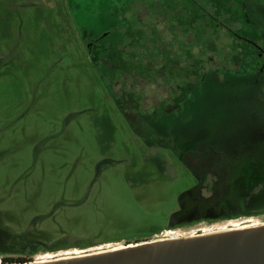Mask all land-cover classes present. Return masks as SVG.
Returning <instances> with one entry per match:
<instances>
[{
  "label": "rangeland",
  "instance_id": "obj_1",
  "mask_svg": "<svg viewBox=\"0 0 264 264\" xmlns=\"http://www.w3.org/2000/svg\"><path fill=\"white\" fill-rule=\"evenodd\" d=\"M76 1L93 15L97 8L104 14L111 2L117 11L128 0ZM246 1L264 20V0ZM69 2L0 0V250L4 255L29 256L34 261L48 254L71 255L65 251L77 249L115 248L139 238L177 236L199 226L216 231L234 224L264 223L262 208L229 220L165 226L145 237L166 224L179 193L193 184L194 176L172 160L168 149L147 144L128 125L89 60ZM80 20L91 21L87 16ZM221 20L228 19L223 15ZM213 55L217 60L209 52V63ZM147 83L143 85L152 100L160 87ZM216 95L206 91L192 102L199 121L220 105ZM220 136L218 129L215 142L224 149L229 176L248 177L252 168L264 169V140H237L238 130L234 140ZM98 168L106 170L105 176L94 181ZM131 169H176V173L152 190H132L121 176L122 170ZM5 233L41 243L21 247Z\"/></svg>",
  "mask_w": 264,
  "mask_h": 264
},
{
  "label": "flooded vegetation",
  "instance_id": "obj_2",
  "mask_svg": "<svg viewBox=\"0 0 264 264\" xmlns=\"http://www.w3.org/2000/svg\"><path fill=\"white\" fill-rule=\"evenodd\" d=\"M69 1L89 60L128 125L147 144L168 149L172 160L194 176L193 184L179 193L166 224L145 237L165 226L229 220L264 208L256 201L264 191L256 183L264 182V169L256 166L248 177L229 176L224 149L215 142L218 129L222 140H234L237 130V140H264V20L251 11L250 3L128 0L117 11L111 2L104 14L97 8L91 15L80 2ZM223 15L227 22L221 20ZM81 16L91 21L85 23ZM209 52L217 60L213 55L209 63ZM143 83L160 87L152 100ZM206 91L217 92L220 105L199 121L193 103ZM105 172L96 169L94 181ZM175 173L131 169L122 170L121 176L132 190H152ZM202 230L199 226L193 232Z\"/></svg>",
  "mask_w": 264,
  "mask_h": 264
},
{
  "label": "water",
  "instance_id": "obj_3",
  "mask_svg": "<svg viewBox=\"0 0 264 264\" xmlns=\"http://www.w3.org/2000/svg\"><path fill=\"white\" fill-rule=\"evenodd\" d=\"M11 264H264V223Z\"/></svg>",
  "mask_w": 264,
  "mask_h": 264
},
{
  "label": "trees",
  "instance_id": "obj_4",
  "mask_svg": "<svg viewBox=\"0 0 264 264\" xmlns=\"http://www.w3.org/2000/svg\"><path fill=\"white\" fill-rule=\"evenodd\" d=\"M256 183H258L260 185V187H261L262 190L264 189V187H263L264 182L262 180L256 179ZM258 196L259 195L257 194L256 198ZM0 235H2V234H0ZM5 236H9L11 239H15V240L19 241L21 247L23 246V247H26V248L29 247V246L34 245L35 243H41L38 240H24V239H22V235H20V234H18L16 237H13L10 233H9V235L7 233H5ZM137 241H139V240H137ZM28 243H29V245H28ZM83 245H86V244H83ZM42 247H45V246L42 245ZM32 252H34V251H32ZM0 258H1V262L3 264H11V263H15V262H26V261L32 260V258H30L29 256H17V257H14V256H6V255H4V252L1 251V250H0Z\"/></svg>",
  "mask_w": 264,
  "mask_h": 264
},
{
  "label": "bare ground",
  "instance_id": "obj_5",
  "mask_svg": "<svg viewBox=\"0 0 264 264\" xmlns=\"http://www.w3.org/2000/svg\"><path fill=\"white\" fill-rule=\"evenodd\" d=\"M249 224H243V225H241V224H234L233 226H229V227H225V226H223V227H221V228H219V230H224V229H228V228H234V227H242V226H248ZM251 225H253V224H251ZM217 231V230H216ZM204 232H212V231H210V230H204ZM195 234V233H194ZM165 238V237H164ZM122 246V245H121ZM121 246H119V247H121ZM85 251L84 250H75L74 252H71V251H65V254H81V253H84ZM60 256V254H48V255H46L45 257H42L41 258V260H47V259H51V258H55V257H59ZM67 256V255H66ZM62 257V256H61Z\"/></svg>",
  "mask_w": 264,
  "mask_h": 264
}]
</instances>
